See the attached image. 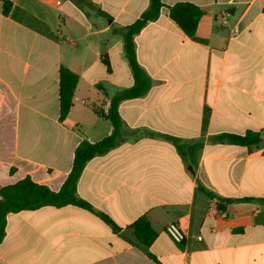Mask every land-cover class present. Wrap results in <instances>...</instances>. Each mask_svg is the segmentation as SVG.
<instances>
[{"label":"crops","instance_id":"1","mask_svg":"<svg viewBox=\"0 0 264 264\" xmlns=\"http://www.w3.org/2000/svg\"><path fill=\"white\" fill-rule=\"evenodd\" d=\"M3 1L0 188L30 177L58 191L78 145L112 133L94 110L106 112L134 84L114 30L137 21L151 0H7L8 14ZM183 2L204 12L194 37L169 16ZM162 3L134 38L151 87L120 103L124 141L88 161L77 183L78 196L124 236L73 205L10 213L0 264H156L126 240L135 241L140 217L157 233L148 251L162 264H264V0ZM62 67L78 76L63 121ZM247 132L261 133V143L214 140ZM172 222L185 233L181 243L166 232Z\"/></svg>","mask_w":264,"mask_h":264},{"label":"trees","instance_id":"2","mask_svg":"<svg viewBox=\"0 0 264 264\" xmlns=\"http://www.w3.org/2000/svg\"><path fill=\"white\" fill-rule=\"evenodd\" d=\"M74 1L78 3L85 2V0ZM162 7V0H151L149 9L144 12L137 21L123 29L114 30V32L122 33L124 37L125 54L132 71L134 84L132 87L126 88L115 94L111 98L110 107L106 112H101L97 109L94 110L97 115L112 123V133L97 142L84 140L78 145L75 150L73 167L58 191H53L44 184L34 182L30 177H26L14 184L0 188V243L6 235L7 216L10 213L32 211L46 206L61 208L73 205L88 210L111 225L115 233L124 236L121 228L117 226L111 218L101 212L95 211L88 202L78 196L77 183L88 161L96 156L108 153L124 141L122 120L118 111L120 103L125 100L144 96L151 87L150 78L138 63L134 38L149 22L155 21L159 17ZM11 8L12 3L4 0L3 12L8 14ZM100 14L106 16L103 12H100ZM203 14L204 12L197 5L192 3H178L169 9L170 18L189 37L195 36ZM104 62L108 67L110 66L107 60L104 59ZM59 78L60 119L63 121L66 119L72 107L78 76L69 69L62 67L59 72ZM98 87L102 89L101 86ZM261 135L262 134L259 132H247L244 135L223 134L216 136L214 140L221 143L250 147L257 146L261 143ZM165 137L172 140L181 150L178 139L169 136ZM201 189L209 197L215 198L211 192L202 187ZM218 199L222 201V198ZM226 202H231V200H226ZM131 229L135 241L129 240L128 238H126V240L137 245L149 258L154 260L156 264H162L148 251V248L157 237V233L152 228L149 220L146 217H140L131 225Z\"/></svg>","mask_w":264,"mask_h":264},{"label":"built area","instance_id":"3","mask_svg":"<svg viewBox=\"0 0 264 264\" xmlns=\"http://www.w3.org/2000/svg\"><path fill=\"white\" fill-rule=\"evenodd\" d=\"M222 217L225 218L226 215L222 214ZM166 232L175 242L181 243L185 239V233L180 224L177 222L170 223L166 228ZM199 239L202 238L199 237Z\"/></svg>","mask_w":264,"mask_h":264}]
</instances>
